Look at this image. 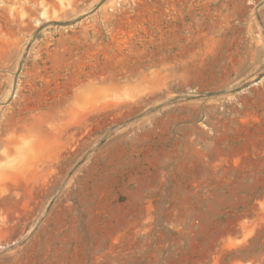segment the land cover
Returning <instances> with one entry per match:
<instances>
[{
	"label": "rangeland",
	"instance_id": "rangeland-1",
	"mask_svg": "<svg viewBox=\"0 0 264 264\" xmlns=\"http://www.w3.org/2000/svg\"><path fill=\"white\" fill-rule=\"evenodd\" d=\"M0 264H264V0H0Z\"/></svg>",
	"mask_w": 264,
	"mask_h": 264
}]
</instances>
